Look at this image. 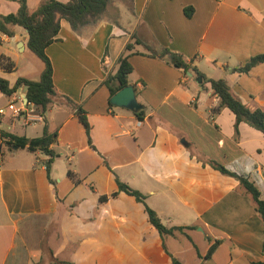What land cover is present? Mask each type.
Wrapping results in <instances>:
<instances>
[{
    "label": "crops",
    "instance_id": "crops-1",
    "mask_svg": "<svg viewBox=\"0 0 264 264\" xmlns=\"http://www.w3.org/2000/svg\"><path fill=\"white\" fill-rule=\"evenodd\" d=\"M19 1L0 0V15L16 13ZM41 1L26 0L28 10ZM125 9V23L116 19L119 11L107 10L104 21L79 34L62 20L59 40L46 50L56 91L86 113L89 136L76 112L58 102L46 112V123L12 118L8 110L0 115V131L31 139L46 126L57 134L49 178L41 164L46 156L0 138V264L42 262L44 241L55 259L69 264H172L171 257L181 264H264V221L252 199L235 178L209 165L214 161L247 178L264 199V135L246 123L236 126L228 109L214 112L212 91L146 56L140 45L134 48L140 54L129 58L128 80L144 119L111 108L104 85L137 37L180 53L208 79L225 80L249 109L264 111V63L234 71L264 55V0H132V11ZM13 31L11 38L0 34V57L15 63L10 73L0 67L10 86L18 78L36 81L44 70L28 49V33L17 26ZM25 93H0V110ZM69 171L81 182L70 179ZM115 177L145 195L166 227L183 232L161 237L142 203L124 192L111 197L118 192ZM103 195L109 199L100 203Z\"/></svg>",
    "mask_w": 264,
    "mask_h": 264
},
{
    "label": "trees",
    "instance_id": "trees-1",
    "mask_svg": "<svg viewBox=\"0 0 264 264\" xmlns=\"http://www.w3.org/2000/svg\"><path fill=\"white\" fill-rule=\"evenodd\" d=\"M118 0H70L66 3L58 2L57 0H42L38 8L33 12L28 10L26 0L19 1V9L14 14L0 15V34L13 37L14 27H20L28 33V49L34 53L44 63V70L38 80H30L26 78H18L13 86L9 82L0 77V93L5 96H12L21 88H24L28 103L34 106L36 113L40 115L45 121V114L49 107L54 103H60L74 110L78 115L80 122L86 129L87 135L90 134V125L88 123L86 113L69 98L59 95L55 89L53 81V66L46 53L47 48L53 43L57 42L58 35L61 29V22L65 20L68 22L71 30L77 34L84 29H93L106 19L108 7L116 3ZM122 2H129L127 6L131 10L132 0H121ZM132 11V10H131ZM193 9L187 7L184 9L185 15L191 17ZM135 45L142 46L147 52L145 55L164 61L169 66L178 69L184 78H202V86L205 91H212V95L218 99V107L214 112L221 109L230 110L236 121V126L240 123H246L254 129L260 131L264 135V111L261 109L251 110L244 105L238 97L234 95L227 82L223 79L212 80L204 76L197 67L187 62L184 57L177 52L168 48L153 44H147L135 37L134 43H128L125 48L124 55L118 60V69L114 74H108L104 85L108 88L110 99L121 89L130 85L128 80L129 75L133 72V66L129 61L132 54H140L134 51ZM143 54V53H141ZM108 55L104 54L102 59L103 68H105ZM264 63V55H259L251 58L244 66L234 69L239 73L249 72L258 64ZM0 67L6 72H13L15 70V63L11 58L2 55L0 57ZM112 108L113 105L109 103ZM139 120H143L145 111L134 113ZM57 134L49 133L47 127H44L42 136L37 138L18 137L11 133L0 131V138L2 142L9 147L15 146L20 149H27L29 152H41L46 159L42 161L45 167L48 178L50 177L51 166L57 157V154L51 149V146L56 141ZM209 165L222 173L223 175L235 178L245 194L250 196L254 203L255 210L258 216L264 221V199H262L258 188L254 183L247 178L239 176L228 171L222 165L210 161ZM107 168L111 171L110 167ZM68 176L76 184L81 180L72 171L68 172ZM116 183L118 185V192L111 195L116 198L120 192H124L136 199L137 202L145 206L146 213L152 226L158 231L161 237L173 236L175 232H183L182 227L168 228L158 217L157 213L148 207L145 203L146 197L137 190L132 189L126 183L121 182L117 177ZM109 196L103 195L100 197V203H105ZM43 244L41 245L42 249ZM45 246L43 247V249ZM264 249V240H263ZM46 254L51 260V264H69L65 261H58L53 257L51 250L46 251ZM172 264H181L177 259L171 257ZM256 264V263H252Z\"/></svg>",
    "mask_w": 264,
    "mask_h": 264
},
{
    "label": "water",
    "instance_id": "water-1",
    "mask_svg": "<svg viewBox=\"0 0 264 264\" xmlns=\"http://www.w3.org/2000/svg\"><path fill=\"white\" fill-rule=\"evenodd\" d=\"M196 82L201 85L202 78H197ZM24 103L28 104V99L24 96ZM110 104L114 107L126 109L133 113H137L143 109L137 101L136 91L133 85H128L125 88L121 89L110 99ZM17 149V147H14Z\"/></svg>",
    "mask_w": 264,
    "mask_h": 264
},
{
    "label": "rangeland",
    "instance_id": "rangeland-1",
    "mask_svg": "<svg viewBox=\"0 0 264 264\" xmlns=\"http://www.w3.org/2000/svg\"><path fill=\"white\" fill-rule=\"evenodd\" d=\"M116 6L115 7H110L109 8V10H110V12L109 13H112L113 11H116V12H118L119 11V14H118V17H116V19L118 20V22L120 23V24H123V23H125V20H126V17H128V12H127V9H125V7H127L128 5H129V2L127 1L126 3L125 2H122L121 0H118L117 2H116ZM125 7H124V6ZM118 9V10H117ZM108 10V11H109ZM114 15V18H115V16H116V14H113ZM0 53H5V48H4V46H0ZM3 75V74H2ZM6 77L8 76V75H5ZM19 106V104L17 103L16 104V107H18ZM4 112H6L7 113V108H5L4 109ZM8 117V116H7ZM14 123H15V126L17 127V130H20V128H21V125L18 123V121H17V119H14ZM2 128H4L5 129V126H2ZM4 151H8L7 150V148H4ZM19 155H28L27 154V152L26 151H20L19 152ZM44 240H45V238H44ZM43 240V241H44ZM41 244H43V246H42V249L40 248L39 249V252H40V254H42V262H39L38 264H51V260H49V256H48V254H46V251H48L49 249V246H48V242L47 241H44L43 243H41ZM45 246V248L43 249V247ZM23 256H27L25 253H23ZM60 259H62V257H59ZM28 260H30V263H31V259L28 257ZM34 260V259H33ZM53 264V263H52Z\"/></svg>",
    "mask_w": 264,
    "mask_h": 264
},
{
    "label": "built area",
    "instance_id": "built-area-1",
    "mask_svg": "<svg viewBox=\"0 0 264 264\" xmlns=\"http://www.w3.org/2000/svg\"><path fill=\"white\" fill-rule=\"evenodd\" d=\"M17 103L19 104L18 107H16ZM32 109H35L34 106H32L29 103L25 104L24 98H21V97L14 98V100H12L7 106V110L11 112L12 118H18V117H21L22 115H25L26 122H34L36 121V118L37 120H41L42 117L40 115H33L34 110ZM0 115H4L3 110H0Z\"/></svg>",
    "mask_w": 264,
    "mask_h": 264
}]
</instances>
